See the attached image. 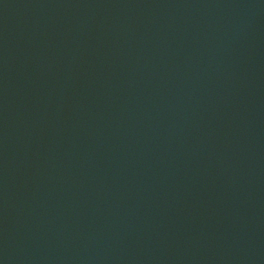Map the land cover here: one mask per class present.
Here are the masks:
<instances>
[{"label": "water", "instance_id": "1", "mask_svg": "<svg viewBox=\"0 0 264 264\" xmlns=\"http://www.w3.org/2000/svg\"><path fill=\"white\" fill-rule=\"evenodd\" d=\"M0 264H264V0H0Z\"/></svg>", "mask_w": 264, "mask_h": 264}]
</instances>
